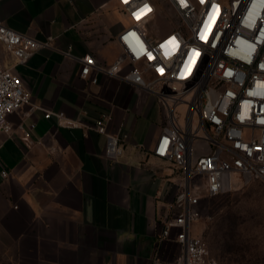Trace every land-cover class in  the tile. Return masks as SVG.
<instances>
[{"label":"crops","instance_id":"crops-1","mask_svg":"<svg viewBox=\"0 0 264 264\" xmlns=\"http://www.w3.org/2000/svg\"><path fill=\"white\" fill-rule=\"evenodd\" d=\"M0 21L38 40L52 38L51 48L25 65L15 66L0 46L3 63L31 94L30 104L9 116L12 134H0V255L14 264L174 259L179 245L160 238L180 172L153 153L167 128L163 107L156 95L115 77L99 75L92 84L63 53L71 48L111 66L127 14L116 0H0ZM45 111L64 119H46ZM101 113L112 116L109 133L127 135L117 161L104 156L106 137L91 129ZM66 121L78 127H62Z\"/></svg>","mask_w":264,"mask_h":264},{"label":"built area","instance_id":"built-area-1","mask_svg":"<svg viewBox=\"0 0 264 264\" xmlns=\"http://www.w3.org/2000/svg\"><path fill=\"white\" fill-rule=\"evenodd\" d=\"M116 1L130 25L118 35L121 53L111 66L99 65L92 55L76 57L71 48L63 53L81 64L80 76L92 84L99 75L118 78L156 95L165 111L167 128L153 153L179 170L180 181L160 240L178 244L180 252L151 264H220L196 230L204 202L254 180L264 182V0H165L167 12L155 0ZM160 17L169 19L171 29L155 36L151 28ZM51 42L0 21V46L15 66L27 64ZM30 100L14 66L0 57V134H12L9 116ZM179 105L186 106L182 122ZM53 115L64 119L49 111L44 117ZM111 119L101 113L91 129L106 137L104 156L117 161L127 135L109 133ZM61 126L78 127L70 121ZM22 139L28 143L30 132Z\"/></svg>","mask_w":264,"mask_h":264},{"label":"rangeland","instance_id":"rangeland-1","mask_svg":"<svg viewBox=\"0 0 264 264\" xmlns=\"http://www.w3.org/2000/svg\"><path fill=\"white\" fill-rule=\"evenodd\" d=\"M156 1L162 12L171 9L165 0ZM170 29L169 19L160 17L151 31L156 36ZM176 111L184 121L186 106L179 105ZM196 230L220 264H264V182L254 180L204 202ZM0 264L14 263L0 255Z\"/></svg>","mask_w":264,"mask_h":264}]
</instances>
